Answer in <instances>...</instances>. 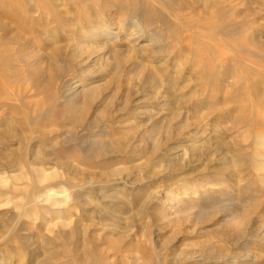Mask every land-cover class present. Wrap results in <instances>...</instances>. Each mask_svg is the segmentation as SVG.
Masks as SVG:
<instances>
[{"label":"rangeland","instance_id":"1","mask_svg":"<svg viewBox=\"0 0 264 264\" xmlns=\"http://www.w3.org/2000/svg\"><path fill=\"white\" fill-rule=\"evenodd\" d=\"M208 1L204 6L200 0H99L81 14L70 10L56 32L36 35L46 45L40 52L59 57L66 71L62 81L75 89L71 101L64 97L53 105L58 128L70 134L57 139L64 142L54 149L60 164L0 165L8 192H0V249L9 245L7 251L16 259L27 247L26 235L33 233L35 245L41 246L38 256L49 252L59 264L76 251L87 264L91 251L111 259L118 251L109 264H190L184 263L185 254L207 248L236 264H264V141L259 139L264 107L258 92L264 83L253 71L264 56V0ZM17 3L0 0V19L14 30H4L5 40L16 31V14L5 6ZM174 12L183 17L176 20ZM131 14L145 33L134 41L136 53L124 44L115 46L111 38L81 41L94 23H114L116 31ZM129 36L133 33L125 27L120 39ZM152 37H158L157 46H149ZM42 68L39 81L53 97L60 83L50 86ZM149 72L158 74L159 87L151 85ZM74 116L80 118L79 126L70 125ZM238 153L241 161L232 172L236 178L224 166ZM42 176L47 179L39 183ZM59 182L90 186L89 202H77L73 195L87 189L65 185L52 188L62 202L57 208L49 209L45 202L26 205L22 198L36 187ZM223 192H229L232 202L225 211L216 206L199 212L201 203ZM240 200H246L244 209L236 212ZM108 209L114 216L107 215ZM26 211L31 218L24 217ZM13 226L22 231L4 237ZM154 234L155 240L149 238ZM235 234L242 237L239 244ZM197 260L193 264L213 261Z\"/></svg>","mask_w":264,"mask_h":264},{"label":"bare ground","instance_id":"2","mask_svg":"<svg viewBox=\"0 0 264 264\" xmlns=\"http://www.w3.org/2000/svg\"><path fill=\"white\" fill-rule=\"evenodd\" d=\"M15 1L18 2L15 7L13 5L5 6V10L6 11H9L10 13L13 12V13L16 14V18L13 21V23L16 24V31L12 32L13 38H8L7 40H5V37L8 34H5V33L3 34L4 30H6V31H7V29L11 30V28L7 27V25L5 23H3V20L0 19V33H1L0 34V165L6 166L7 164H10V163H19V164H23V165H32L33 162L41 163V164H47V165H50V164H54V165L56 164L57 165V164L61 163V160H60L61 157H59L58 155H56L54 153L55 152L54 149H55V147L58 144H61V145L64 144V142H58L57 139L61 135H64V137H65L64 139H66V137H68V135L70 133L69 132H66V133L63 132L62 133L61 130L58 128L61 125V123L59 122V119L55 118V111H54L53 105L60 98H64V97L65 98L66 97L69 98L70 101H71V99L73 98V94L75 92V89H74V92H72V87L71 88L70 87L66 88L65 82L62 81V79L64 78V76L66 74V71H65L64 65H63L64 63L59 59L58 56H56V55L50 56L49 55L50 52H49V54H47L48 51L45 54L44 53L42 54L40 52V50L41 51L45 50L46 49V45L43 43V40L40 39V37H37L36 35L38 34L40 36H42V35L43 36L44 35L47 36L49 33L56 32V29L59 26L64 24V19L67 17V15L69 14L70 10L73 9L76 13H80L81 14L82 12H85L87 10V6L88 5L98 4L99 0H5V2H9V3L10 2H15ZM162 1L165 2V0H162ZM218 1H221V0H218ZM200 2L204 6H206L209 1L208 0H200ZM211 4H212V2H211ZM168 5H169V3H168ZM123 7H126V6L124 5ZM106 9L107 8H105V10ZM102 11H104V10H102ZM90 12H92V10L89 11V13ZM108 12H110V11H108ZM4 13L5 12H3V15H4ZM70 14H72V12ZM173 14L176 17V20H179V19H181L183 17V15L181 16V13L174 12ZM10 15H8V16H10ZM91 15H92V13H91ZM92 16H95V15H92ZM12 17H14V15H12ZM135 17H134V14H131V15L127 16L126 18L122 19L121 27H119L116 31H112V28L114 27V25H113L114 23L111 24L109 22L108 25H102L101 21L96 22V23H94L95 25H93V27L90 26L92 31H90L87 35H84L85 33L83 34L84 37H83V39L81 41H86V40H88L91 37H94V38H97V39L111 38V39L115 40V41H113V43H115L114 44L115 46H117V45L119 46L120 44H122V45L124 44V46H127L128 49L130 50L129 52L132 53V52H134L136 50L134 48L136 42H134V41H136L137 39L142 38L144 36V34H145L143 32V30L141 29V27H140V23L138 22V20ZM70 20H71V18H70ZM184 20L186 21L188 19H184ZM188 21L191 23V22H196L197 20L196 19H189ZM75 22H76V20H75ZM9 24H11V23H9ZM74 24L75 23H73V25ZM77 24H79V23H77ZM52 25H53V27L50 28V26H52ZM12 26H14V25L12 24ZM125 27L130 29V31L133 33L132 37L129 36V37H131V39H129V38L128 39L127 38L124 39L125 37L123 39H120V36H121V34H123V30H124ZM12 30H13V28H12ZM150 31H151V29H150ZM150 31H148V32H150ZM53 34H55V36H57L56 33H53ZM74 37H75V34H74ZM218 37H220V36H218ZM157 38L158 37H152V39H150L149 46H151V47L153 46L154 47L156 45ZM130 40L133 41L132 44L129 43ZM169 40H170V38H169ZM128 49H126V50H128ZM161 50H163V49H161ZM124 51H122V53H121V51L118 52V53H121V54L125 55L123 53ZM125 52L127 53V51H125ZM136 52L137 51H135V53ZM157 53H158V51H157ZM156 54H153V55H156ZM127 55H128V53H127ZM130 55H132V54H130ZM257 62H258L257 65L259 66V68L256 69V70H253L254 69L253 68L252 70L254 71V73H256V75L260 76V78H261L260 79V83L261 82L264 83V80H262V79H264V56H260L258 58ZM42 67H44V69L46 68L45 71L48 72V79H47L46 82L50 86L54 85L57 81H59V83H60L57 86L56 93H55V95L53 97L50 96L48 91L45 90V86H43L40 83V81H39V74H41L39 71H40V69ZM146 70H148V69H146ZM140 73H143V71H140L137 74H140ZM204 75H205V72H204ZM147 76L149 77V81H150V83H151V85L153 87H159L160 86V80H159V77H158L157 73L149 72V75H147ZM40 78H41V76H40ZM42 83H43V81H42ZM258 92L260 93V95L258 93V95H259V104H260V106L264 107V91H258ZM44 97H45V99H48V100L46 101L44 99ZM71 108H70V110H71ZM78 118L76 116L73 117L72 122L70 124L72 127H76V126L80 125V122L78 121ZM259 139L261 140L260 142H263L264 141V135H261ZM91 140H92L91 143L94 144L95 143V139H91ZM11 147H14V150H12ZM43 148L48 150V152H46V153L39 152V150H42ZM233 154H232V157L229 158L225 162V166L224 167L229 168L228 171L231 173L230 174L231 177L234 176V177L237 178L238 174H234V173L232 174V172L237 169L236 167H237V164H239L240 161H241V156L239 155V153L235 154V155H233ZM243 161H244V159H243ZM70 169H72V168L70 167ZM72 170H74V169H72ZM89 177H92V176H89ZM228 178H229V176H228ZM46 179H47V177H45V176L40 177L39 178V183L45 181ZM91 181H92V179H91ZM110 182H112V181H110ZM227 182H229V181H227ZM232 182L235 183L234 180H232ZM64 185L66 187H70V188H74V189H82V188L87 189V190H85V193H83V192L79 193L80 191L76 190L73 195H74V198H75V200L77 202H82L83 204H85V202L86 203L89 202V200L91 198L90 197V193H92V192H90V188H91L90 186H78V185H75V184L72 185V184H70L68 182H59L56 185H50L48 187H45V188H43V190H38V187H36L35 189H33V191L31 193L23 194L22 198L27 200L26 205L27 204L30 205V204H34V203H38V202H45V203L48 204V208L49 209L57 208V207H59L62 204V202L59 201V200H56L55 196L57 194H59V193L56 190L53 191L52 188H55L54 186H60L59 188H57V187L56 188L57 189H62L63 187H61V186H64ZM6 186L7 185H6L5 181L2 178H0V192L8 193L7 190H6ZM228 191H230V190H228ZM234 191H236L235 194L240 195L239 189H234ZM246 192H248V190ZM228 193L223 192V193L219 194L217 196V198H215L213 200L204 201L199 206V208H200L199 212H202V211L206 210L207 208H210V209L214 208L216 206L218 208H221L222 210L225 211V206L232 203L231 201H230L231 203H229V200H230L229 196L230 195ZM82 197L85 198V199H82ZM84 200H85V202H84ZM245 201L240 200L238 203H236V205L234 206V211H236V212L240 211L243 208V203H245ZM246 204H247V202H246ZM102 208L104 209L105 207H102ZM107 208H105V209H107ZM108 210L109 211L107 212V215L114 216V213L110 209H108ZM125 213H126V211H125ZM58 214H59V211H58ZM141 214H142V212H141ZM23 215L27 219L31 218L30 215L27 213V211L24 212ZM120 215H122V213ZM262 215L263 214H261V217H262ZM57 217H58V215H57ZM57 217H56V219H57ZM122 219H123V217H122ZM22 226H23V224H22ZM21 231H22V229H19L18 227H14V226H13V228L10 227V228L6 229V231L4 232V237L12 235V234L13 235H17ZM23 231H27V230L25 229ZM151 232H153V231L151 230ZM151 232H150V234H151ZM153 233H155V231ZM230 233H232V231ZM34 234H36V233H34ZM155 235H157V234L150 235L149 238L154 239ZM235 236L236 237H234V242L235 243L238 242L237 244H239V240H241L242 237L239 236V235H236V234H235ZM254 237H256V235ZM0 239H1V237H0ZM262 240L264 241V239H262ZM250 241L252 242L253 240H250ZM244 242H246V240ZM46 243L47 242H45V244ZM17 244L15 243L13 248H16ZM23 244H25L27 247H26L25 251L22 250V252H18L15 255L16 259L14 258V254H12L11 252L7 251V248H8L7 246H9V245H7L4 248L0 249V264H16V263H18V264H59V262L56 259H54L52 254L49 253V252L45 253L42 258H40L38 256L37 251H38L39 248H41V246L39 247V246L35 245L33 233L32 234L30 233V234L26 235ZM216 244H217V242H216ZM261 245L263 246L264 243H261ZM18 246H20V245H18ZM20 247H22V246H20ZM80 247H82V246H80ZM113 249H115V246H113ZM203 249H205V248L203 247ZM200 251H201V249H200ZM215 252H217V250H213L212 248H207L205 250H202L201 253H196V254H199L198 256H196V254L193 253V252L192 253L188 252L187 254L184 255V263H186V262L190 263L191 262L190 264H193V262L195 263V261L199 258L197 261H202V262H207V263H209L211 260H213L212 264H236V262L233 259H230V258L228 259V257L226 258V257H224L222 255H217ZM116 253L119 254L118 251L115 252V255H117ZM103 254H105V253H103ZM74 255H75V257H73V258H71V259H69L67 261L62 262V264H87L85 262L86 259H83L82 256H79V253H77V251H76V254H74ZM115 255H114V257H112V259H111V257H107V256H104L103 258H100V257H97V255H96V253L94 251L93 252L91 251V252H89V254L85 258H87L88 261L91 264H109L110 260H114V258L116 257ZM226 256H228V254ZM174 258H175V256H174ZM211 258H214V259H211ZM63 259H66V258H63ZM118 259H120V258H118ZM117 261L115 260V261L111 262L110 264H117V263H115ZM120 263L122 264L123 262L120 261ZM127 264H129V263H127Z\"/></svg>","mask_w":264,"mask_h":264}]
</instances>
